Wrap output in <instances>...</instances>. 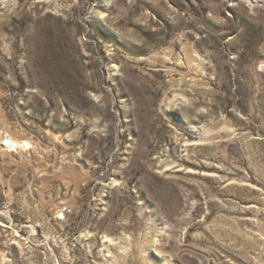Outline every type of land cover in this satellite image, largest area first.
<instances>
[{
	"label": "rangeland",
	"instance_id": "374dc122",
	"mask_svg": "<svg viewBox=\"0 0 264 264\" xmlns=\"http://www.w3.org/2000/svg\"><path fill=\"white\" fill-rule=\"evenodd\" d=\"M0 264H264V0H0Z\"/></svg>",
	"mask_w": 264,
	"mask_h": 264
},
{
	"label": "bare ground",
	"instance_id": "6f19581e",
	"mask_svg": "<svg viewBox=\"0 0 264 264\" xmlns=\"http://www.w3.org/2000/svg\"><path fill=\"white\" fill-rule=\"evenodd\" d=\"M2 145H8L9 147H11V149H14L17 148V147H23V146H27V147H30V144L28 141L26 140H14V139H11V138H4L3 141H2Z\"/></svg>",
	"mask_w": 264,
	"mask_h": 264
}]
</instances>
